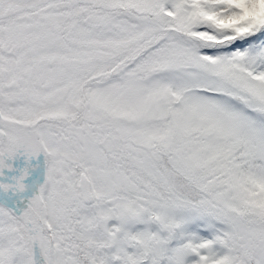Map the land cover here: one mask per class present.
Here are the masks:
<instances>
[{"label":"snow or ice","instance_id":"1","mask_svg":"<svg viewBox=\"0 0 264 264\" xmlns=\"http://www.w3.org/2000/svg\"><path fill=\"white\" fill-rule=\"evenodd\" d=\"M6 169L0 264H264V0H0Z\"/></svg>","mask_w":264,"mask_h":264},{"label":"rangeland","instance_id":"2","mask_svg":"<svg viewBox=\"0 0 264 264\" xmlns=\"http://www.w3.org/2000/svg\"><path fill=\"white\" fill-rule=\"evenodd\" d=\"M43 161H44V155L43 154H41L40 155V157H39V162L40 163H43ZM34 163L35 162H37V161H33ZM16 167H17V169H19V168H22L23 166H24V157H19L17 160H16ZM11 173L13 174V176L14 175H17L18 174V172H14V171H11ZM32 182V177H29L27 180H26V183H31ZM32 193H31V190L29 189L28 191H26L23 195H25V196H30ZM18 197L16 196V199H17Z\"/></svg>","mask_w":264,"mask_h":264},{"label":"bare ground","instance_id":"3","mask_svg":"<svg viewBox=\"0 0 264 264\" xmlns=\"http://www.w3.org/2000/svg\"><path fill=\"white\" fill-rule=\"evenodd\" d=\"M0 180H3V181H5L4 180V177H0ZM5 192H4V190L3 189H0V199L2 200V199H5L4 197H5ZM9 196H11V198L14 200V202H15V200H16V195H9ZM12 205H13V203H11Z\"/></svg>","mask_w":264,"mask_h":264}]
</instances>
